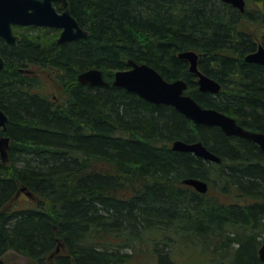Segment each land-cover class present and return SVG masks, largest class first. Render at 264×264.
I'll return each instance as SVG.
<instances>
[{"label": "trees", "instance_id": "1", "mask_svg": "<svg viewBox=\"0 0 264 264\" xmlns=\"http://www.w3.org/2000/svg\"><path fill=\"white\" fill-rule=\"evenodd\" d=\"M67 2L85 40L58 45L59 31L34 27H13L16 46L0 39L8 118L0 136L9 140L0 157V264H14L10 252L22 264H263L260 148L112 82L130 60L146 64L186 82L201 107L264 134V66L244 61L264 48V0H246L243 13L221 0ZM184 51L198 55L217 94L198 90L178 58ZM89 69L108 85L78 83ZM176 140L201 142L220 162L174 151ZM189 178L207 192L184 185ZM21 189L33 205L14 206Z\"/></svg>", "mask_w": 264, "mask_h": 264}, {"label": "water", "instance_id": "2", "mask_svg": "<svg viewBox=\"0 0 264 264\" xmlns=\"http://www.w3.org/2000/svg\"><path fill=\"white\" fill-rule=\"evenodd\" d=\"M241 13L245 10L246 0H221ZM55 3L61 5L58 11ZM17 27H44L59 29L56 44L85 40L88 32L72 16L67 0H0V39L8 45L16 46L18 36L13 32ZM178 58L188 63L190 73L196 76L198 90L202 93L217 94L220 84L198 70V55L193 51H184ZM244 61L264 66V48L259 45L256 51L245 56ZM129 68L114 72L112 85L134 93L149 103L173 107L196 125L219 128L226 136L246 139L256 144L264 153V134L252 132L239 126L236 120L214 109L201 107L189 94L187 84L183 80L166 81L153 68L146 64H137L130 60ZM3 60L0 57V70ZM77 81L90 87H104L100 69H89L78 74ZM7 116L0 109V129L5 130ZM8 138L0 136V157L5 161V149ZM171 149L178 152L191 153L204 161L219 163L220 158L210 152L201 142L187 143L176 140ZM184 185L192 187L196 192L205 194L208 184L199 179H185ZM24 189H21L23 191ZM259 260L264 264V243L258 249Z\"/></svg>", "mask_w": 264, "mask_h": 264}, {"label": "rangeland", "instance_id": "3", "mask_svg": "<svg viewBox=\"0 0 264 264\" xmlns=\"http://www.w3.org/2000/svg\"><path fill=\"white\" fill-rule=\"evenodd\" d=\"M45 32L47 33H50L51 30H56L58 31L57 29H52V28H42ZM22 28H17L16 29V32H22ZM33 32H37V30H32V32L30 33H33ZM51 73H49L48 71L47 72H44L43 74H41L42 76H46V75H50ZM48 93H53L56 95L57 93V90H55V88L53 86H49L48 87ZM33 205L32 204V201L30 198H27L24 194H20L19 197L15 200V203H14V206L16 208H19V207H22V206H31ZM6 260L9 262V263H14V264H22L25 262V258L23 256H21L20 254H17V253H14V252H10L6 258ZM150 262V261H149ZM148 262V264H149Z\"/></svg>", "mask_w": 264, "mask_h": 264}, {"label": "bare ground", "instance_id": "4", "mask_svg": "<svg viewBox=\"0 0 264 264\" xmlns=\"http://www.w3.org/2000/svg\"><path fill=\"white\" fill-rule=\"evenodd\" d=\"M243 139V138H242ZM246 140V139H245ZM188 143V142H187ZM191 143H194V142H191ZM187 186V185H186ZM22 193L21 194H24L27 198H30L29 196H31L28 192H25L24 190L21 191ZM20 193L16 195V199L19 197ZM33 200V199H32Z\"/></svg>", "mask_w": 264, "mask_h": 264}]
</instances>
